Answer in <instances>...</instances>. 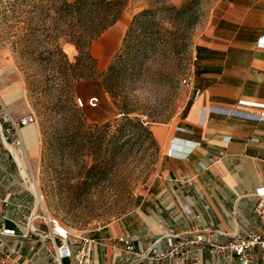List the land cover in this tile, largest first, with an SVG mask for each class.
I'll use <instances>...</instances> for the list:
<instances>
[{"label": "rangeland", "instance_id": "rangeland-1", "mask_svg": "<svg viewBox=\"0 0 264 264\" xmlns=\"http://www.w3.org/2000/svg\"><path fill=\"white\" fill-rule=\"evenodd\" d=\"M73 1L0 0V98L16 115L37 118V154L22 147L37 188L35 218L46 223L35 226L95 238L134 214L161 173L167 147L151 127L185 115L192 94L184 81H194L195 51L218 0H126L120 20L90 48L97 68L83 71L93 78L79 81L62 60L75 63L78 52L56 14ZM108 71L109 91L101 78ZM93 96L98 108L77 107V98Z\"/></svg>", "mask_w": 264, "mask_h": 264}, {"label": "crops", "instance_id": "crops-1", "mask_svg": "<svg viewBox=\"0 0 264 264\" xmlns=\"http://www.w3.org/2000/svg\"><path fill=\"white\" fill-rule=\"evenodd\" d=\"M262 37L264 0L217 1L210 29L195 51L194 86L185 115L175 124L151 127L156 141L167 152L173 148L174 155L166 153L161 173L134 214L90 238L96 241L90 264H173L121 255L112 245L127 233L145 248L170 229L188 233L197 227L221 244L237 229L264 232L255 212L257 191L264 188V110L239 106L241 100L264 104ZM196 90L201 93L197 100ZM8 140L0 131V228L17 232L5 237L8 260L58 264L49 231L35 226L46 223L35 218L38 200L21 172V163L28 166L23 149ZM22 140L37 154L34 125L22 131ZM50 232L59 246L57 232ZM194 257L191 264H238L206 250ZM62 264L77 263L66 259Z\"/></svg>", "mask_w": 264, "mask_h": 264}, {"label": "built area", "instance_id": "built-area-1", "mask_svg": "<svg viewBox=\"0 0 264 264\" xmlns=\"http://www.w3.org/2000/svg\"><path fill=\"white\" fill-rule=\"evenodd\" d=\"M259 45L264 47V37L259 40ZM190 90L194 86L192 77L184 81ZM200 91H194V99L200 96ZM99 99L91 97L84 100L79 97L76 99L78 108L86 107L98 108ZM240 107H252L264 110L263 103H256L246 100L239 102ZM260 118L264 119V112L260 114ZM37 122L36 115L33 113H25L16 115L9 106L0 98V131L6 139L14 138L17 147H23L22 131ZM169 157L174 155L173 148L167 152ZM259 202L255 208L256 215L264 225V188L257 191ZM3 210L0 202V218H3ZM196 219H200L199 216ZM56 224L55 222H53ZM37 231V230H35ZM16 230L0 228V264H6L9 259L6 251L5 237L15 236ZM53 245L54 257L58 264L66 259H73L77 264H90L92 246L96 242L84 236L73 235L67 231V235L58 234L61 244L56 245L54 234L49 232L47 235ZM166 242L164 246L162 243ZM76 246H79L77 248ZM113 249H117L121 255L139 257L140 260H154L164 262L172 261L173 264H191L195 257L196 251H208L213 255L223 256L228 260L236 259L238 264H264V232L259 233L253 229L243 230L237 229L231 234V239L226 244L210 241L207 238L206 230H199L197 227L188 233H180L175 229H170L161 239L156 240L148 247H142L135 244V239L131 234H125L117 238L112 245Z\"/></svg>", "mask_w": 264, "mask_h": 264}, {"label": "trees", "instance_id": "trees-1", "mask_svg": "<svg viewBox=\"0 0 264 264\" xmlns=\"http://www.w3.org/2000/svg\"><path fill=\"white\" fill-rule=\"evenodd\" d=\"M125 6L126 0H75L64 2L57 8L56 14L60 18L63 17L62 21L59 19L58 21L63 27L67 28L63 36L75 45L78 52L75 63H71L66 54L62 55V60L66 67L73 68L77 81L93 78V76L83 71L85 64L97 68L96 59L90 54V48L94 42L120 20ZM147 16V11L136 16L127 32V36H129L135 21L145 19ZM101 78H104V83L109 91L107 82L110 80V71L102 74ZM123 113L125 114L124 119L131 123L132 120L126 116L128 113Z\"/></svg>", "mask_w": 264, "mask_h": 264}, {"label": "bare ground", "instance_id": "bare-ground-1", "mask_svg": "<svg viewBox=\"0 0 264 264\" xmlns=\"http://www.w3.org/2000/svg\"><path fill=\"white\" fill-rule=\"evenodd\" d=\"M11 148V147H10ZM12 149V148H11ZM12 151H13V153H14V155L17 157V159L19 160V156H18V154L12 149ZM15 157V158H16ZM21 163V162H20ZM21 166V172H22V175H23V177H24V179H25V181H26V183H28V185H29V187L31 188V190L34 192V193H36L37 192V188H36V186L30 181V176H29V174H28V171H27V169H26V167H25V165L24 164H20ZM39 198H41V196L39 195ZM40 202V201H39ZM53 231L54 232H57V234H62V235H67V231L64 229V228H62L61 226H56V228L55 229H53Z\"/></svg>", "mask_w": 264, "mask_h": 264}]
</instances>
